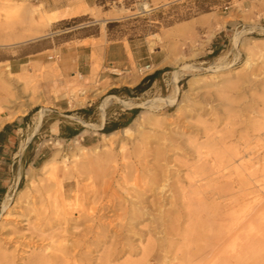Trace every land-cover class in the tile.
<instances>
[{
    "label": "rangeland",
    "instance_id": "obj_1",
    "mask_svg": "<svg viewBox=\"0 0 264 264\" xmlns=\"http://www.w3.org/2000/svg\"><path fill=\"white\" fill-rule=\"evenodd\" d=\"M39 3L42 2L0 0V44L29 39L36 34L39 36L48 30L52 22L60 20L59 12L54 11L55 14H51L53 12H48L43 3L40 12L33 13L34 5ZM43 12L49 15L44 16ZM81 12H88L91 18L71 17L64 19L62 25L79 26L82 21L93 20L91 26L97 29L98 26L104 27L101 19H108L110 21L106 27L110 37L149 41L152 49L159 47L167 54L163 64L168 66L157 67V64H151V69L145 76L136 72V64L130 72L115 75L116 79L101 80L94 75L95 83L93 81V85L92 83L87 85L86 90L81 89L82 91L78 92L70 87L73 94L64 87L67 83L64 81L61 85L63 91L61 95L53 92L57 99L55 102L43 93L42 85L46 84L39 81L44 82L48 79L41 76V73L30 83L23 79L19 80V76L13 77L11 96L14 99V107H20V110L26 109L27 106L24 107L26 104L34 107H31L22 119V127L18 130L16 141L6 152L8 158L1 164L2 166L0 165V185L5 190L0 200V254L5 252L10 264H30L42 255L49 258L50 264H53L52 258L59 248L85 254L83 255L85 259H82L85 261L78 257L80 261L74 258L77 264H99L100 261L97 260L99 257L105 255L109 249V252L113 253L117 248L120 255L119 252L115 254L116 256L113 254L110 264H123L126 261L143 258L141 249L145 247L148 237L154 240L159 238L158 241L166 240L168 249L171 246L168 255L175 250L183 249L186 247V241L181 235L170 234L172 235L170 237L167 234L169 238L165 239V236L161 237V233L154 234L153 230H156L160 223L157 211L161 207L166 210V207L171 205L167 213L169 215L167 223L183 230L189 222L184 215L185 210L181 209L182 194L193 189L188 188L191 175L189 170L205 169L203 171L210 174L222 167L221 159L219 162V157L215 155L219 156L223 148L233 149L235 144L234 148L238 146V150L244 152V148L256 145L250 138L255 132L253 128H256L258 113L264 112V101H261L264 99V0H99L97 6ZM47 19L49 21H46ZM19 36H24V39L17 40ZM248 56L253 59L252 63L247 61ZM184 65L194 66V69L178 72L176 83H173V70ZM250 71L253 76L250 80H244L247 79L245 74ZM130 76L131 80H127ZM52 79L55 80V77ZM78 81L81 82L82 79ZM129 81H133V85L129 86ZM115 89L117 91H114ZM170 94L166 102L155 107L148 108L146 104L131 109L108 97L115 95L133 103H142L154 98L166 99ZM64 95L66 99H62ZM171 98V102L166 104ZM104 99L105 103H108L105 108L107 126L115 125L113 129L105 131L99 128L100 105ZM54 104L70 108L68 111L59 109L62 113L72 114L87 123L99 126L92 130L75 120L45 110L40 127L34 132L22 157L19 159L18 156H14L19 143L31 135L40 109L50 108ZM140 115L141 120L139 117L137 123L135 119ZM53 126L59 127L58 133L53 130ZM125 126L131 127L126 134L122 132ZM76 129L77 134L66 138ZM101 133L111 134L108 140L102 141ZM245 142L249 145L244 146ZM197 144L200 145L197 151L206 152L201 154L204 156L203 159L197 155L195 150ZM120 145L124 146L123 151L120 150ZM82 146L96 147V153L101 155L110 150L114 154V161L105 159L104 164L94 163L92 166L83 162L79 164L76 160L79 157L75 155L81 152ZM54 151L57 153L58 164L57 171L54 170L53 173L57 174L41 171L40 166ZM208 151L210 155L207 154ZM262 157L264 149L258 151L252 162L260 165L261 159H264ZM64 158L65 162L62 163L60 160ZM205 158H208L209 165L205 163L207 166H204ZM160 161L164 162L163 165ZM156 162L160 168L156 167ZM199 164H203L200 166L204 167H200ZM212 165H215L216 169L211 170ZM64 167L67 170L65 174ZM163 168L165 171L160 170ZM206 168H210V172ZM132 169L134 171L138 169L136 173H140L136 174ZM258 169H261V166ZM154 170L160 179L170 173L167 176L169 186L164 189L166 193L157 188V184H148V175L150 176ZM224 171V175L211 174L210 178L202 181L204 186L202 190L204 192L207 190V195L213 193L209 199L210 204L213 199L211 206H219L227 200L236 199L240 200L242 205L234 206L231 208L232 211L241 213L244 203H251L255 207L254 209L252 206L253 210L257 211L256 198L262 197L264 200V193L259 194L260 190L257 187L260 183L257 179L262 177L259 175V178L250 180L245 174H236L234 171H230V174L228 169ZM59 176L63 178L60 186L59 181L58 183L55 181ZM145 185H150L147 186L150 189L145 190L139 199L146 197L143 201L147 202H152L153 199L156 202L155 206L156 204L158 206L155 208L154 205L146 203L150 217L144 215L145 218L134 220L130 215V205L123 202L122 198H129L130 193H135L139 187L145 188ZM216 192L219 193L215 196ZM173 197H177L176 200H173ZM101 199L104 204H107L105 201L108 199L111 200L108 202L109 212L106 214V211L101 212L100 209L95 216L108 215L113 221L110 227L108 226V230L111 228V231L104 234L96 233L99 230L95 226L92 227L93 231L89 232L91 221L84 215L82 217L75 209L77 200L91 201L92 206H99ZM67 200H72V208L70 201L68 203ZM62 201L65 207L63 209L69 213L64 214ZM180 212L183 215L179 214ZM213 213L209 215L212 216ZM255 213L256 216L253 218L256 219L258 211ZM172 217L178 221L173 220L175 225L170 221ZM151 220L159 222H154L155 226L151 227L153 224ZM208 222L206 227H209V230L203 228L205 230L203 233L206 234H210L209 231L214 224L211 223V226L210 221ZM254 222L256 224L255 220ZM145 230H149L151 235L147 236ZM196 242L197 246L204 244V241ZM121 245L125 247L122 248ZM262 253L264 249L258 255ZM259 258L256 262L264 264V261H260L264 260V257ZM70 262L76 264L73 260Z\"/></svg>",
    "mask_w": 264,
    "mask_h": 264
},
{
    "label": "bare ground",
    "instance_id": "obj_2",
    "mask_svg": "<svg viewBox=\"0 0 264 264\" xmlns=\"http://www.w3.org/2000/svg\"><path fill=\"white\" fill-rule=\"evenodd\" d=\"M75 4L76 5L75 6L72 5L73 7L70 9V13H72V15H77L81 11L87 10L89 8V6H87L86 4H83V3L82 4L81 3L80 4L75 3ZM42 6H43L42 3H39V4L34 5V8L32 9V12L33 13L38 12V11L40 12V10L43 8ZM51 14H55V12H53ZM43 15L44 16H47L49 14L43 12ZM46 21H49V19H47ZM101 22L104 24L105 19L104 18L101 19ZM36 35L34 37H36ZM18 38L24 39V36L17 37V40H18ZM236 40H237V37H235L234 44H236ZM247 61H249V63H252L253 62V59L248 56ZM193 67L194 66L184 65V66H178L177 68H175L173 70V72H172V81H173V83H176V78H177L178 72L184 71V70H192V69H194ZM116 70H117V72L119 74H121L123 72V71H121V70H119L117 68H116ZM245 76H246L247 79H244V80H250L251 77L253 76V73L250 71L247 74H245ZM131 78L132 77L130 76V77L127 78V80H131ZM31 79L32 78H27V79H25V81H27L28 83H30L31 81H33ZM89 79H88V81H90V83H92V85H93V81L95 83L94 76L92 77V79H90V80ZM19 80H21V78ZM67 81H68V79H67ZM133 81H131V82L129 81L130 83H128V84L129 85H132L133 84ZM87 84H85L84 82H80L77 79H72L71 81L69 80V82L66 83L67 87H71L73 89H76L78 92H80L83 89H85L87 87ZM170 96H171V94L168 95V97H166V99L160 100L158 98H154V99H149L146 102L144 101L142 103H133L131 100H123L120 97L113 96V95H110L108 97L115 99L118 103H120L122 106H124L126 108H132L134 106H143V105H146V104L148 105V108H151V107H155V106L159 105V103L166 102L170 98ZM105 99L102 101V103L100 105L101 119H102L103 114L105 112L106 106H108V103H105ZM171 100H172V98L166 104H168L169 102H171ZM261 101H264V99H261ZM1 109H2V107L0 108V110ZM44 110H45V108L42 107L40 109V111L37 113V116L38 117H37V120H36V123H35L34 132L40 127V124H41V121H42V116L44 114ZM19 113H22V114L25 113V109L24 110H20L19 109V110L14 111L13 113H11V116H9L8 118H12L16 114H19ZM139 117H140V120H141V115L138 116L137 119H135L137 121V123H138ZM258 117H259V119L257 120V125L255 126L256 128L254 129L253 126H252L253 130L256 133L254 132L255 133L254 134L252 132L253 135L250 138V140L252 139V140H254L256 142V145L253 144V145H255L254 147L252 145V147H250L248 149L244 148V146H248L249 145L247 142H245L246 144L243 146L244 152L243 151L241 152L240 150H238L239 149L238 146H237V148H234L235 144L233 146V149H232V147L231 148H223L224 150L221 153H219L220 154L219 156L218 155H215V156L219 157L218 161L221 159L220 161H221V163L223 165L218 170L215 168V165L210 166L211 170L213 168L216 169V170H214V172L212 171V173H210V174H208L205 171H203L205 169H198V170H191V171L189 170V172H190L191 175L189 176L190 177V181L188 179L189 182L188 181L187 182L189 183V185L191 187L188 185L189 186L188 188L189 189H192V187H193V189L191 191L189 190L190 191L189 193H186V191H184V192L182 191L183 192V194H182L183 196H182V207H181V209H183V211L185 210L184 215L187 216V218L186 217H183V218L188 219L187 222H189L188 223L189 225L188 224H187L188 226L186 225L187 227H184V229L182 230V228L179 229V227L177 228V226H173V225H170V224L167 223V221H169V218H168L169 215H167V213H168V209L171 208V205L170 206H167V207L165 206L166 207V210H164L165 208L164 209H161L162 208L161 206H160L161 207L160 209L158 207L159 210L157 212H158V215H159V218H160V219H158V220H160V223L158 224V228L157 229H156V227H154V229H156V230H153V231H155V233L154 232L153 233L154 234L157 233V235L161 233L162 234L161 237H164L165 236L164 237L165 239L167 237L166 236L167 234H169V235L170 234H174V235H178V236L181 235V237L183 238V240L185 239L184 241L187 242V243L185 242V246L186 247L183 248V249H180V250H175L174 252H171L168 255V253L170 252L169 249L171 248V246L168 249L169 246L167 245L168 243H166V240L162 239V240L158 241L159 238H158L157 235H156V237L158 238V240L157 239H155V240L154 239H150L151 237L150 238L148 237L147 243H146L145 247H143L141 249V253L143 254V258H141L140 260H137V261H126L123 264H236V263H238V264H256L257 263L256 261L258 260L259 257L260 258L261 257H264V253H262L261 255H258V253H260V251L262 249H264V235H262V234H264V200H262V197H258L255 200V201H257L256 204H257V208H258V210H257L258 211V214H257V211H254L253 210L254 205H252L251 203H244L241 213H237L236 210L235 211H232L231 208H233L234 206H236L238 204L239 205H242L240 200H236V199L235 200H227V201H225V203H221L219 206L218 205L217 206H215V205L211 206V204L213 203V201H212L213 199L211 200V202H212L211 204H210L209 199L211 198V196L213 195V193H211V195H207V193H206L207 190L205 192L202 190V188L204 187L202 181H206V179H208V177L210 178L211 177V174H212V176H213V174H217V173H219V174L221 173V174L224 175L225 174V171L224 170L225 169H228V171H229L230 174H231L230 171H234L236 174H245L246 177L249 178L250 180H254L256 177H258L260 175L262 177V179H257V180L260 181V183L257 185V187L260 190L258 193L259 194L260 193H264V159H261L262 162H261L260 165H259V163L258 164H255L254 162H252V160L254 159V157H257L258 151L261 150V149H264V112H259L258 113ZM83 124L86 125V126H88V127H90V129L92 128V130L93 129H96V127L99 126V125H96L94 123H87L85 121H84ZM130 130H131V127L130 126H125L122 129V132L123 133H125V132L128 133V131H130ZM110 134L101 133L100 136H101L102 141L108 140ZM31 135H33V134L31 133ZM31 135H29L26 139H28ZM26 139L20 142L19 147H18V150L16 152V155H18L19 152H21L23 150V148H24V146L26 144V142H25ZM76 143H78V142H76ZM195 145H193V146H195ZM198 145L199 144H197L196 148L194 147L196 151L198 150L197 149L198 148ZM123 149H124V146L123 145H120V150L123 151ZM80 150H81V152H79V154H76L75 155L76 157H79L78 159H76L79 164L83 162L85 164H88V165H91L92 166L94 163L104 164L105 159H107V160L110 159L109 161H111V159H112L114 161V159H113V155L114 154L110 150L107 151V152H105V153H103L102 155L99 154V153H96V151H97L96 147L82 146ZM202 153H204V152L202 151ZM202 153H200L199 151H197L198 157L201 156ZM207 154L210 155L209 154V151H208ZM161 156L162 155H160V157ZM203 157L201 156L202 159H203ZM208 158H210V157H208ZM222 158H224V159H222ZM262 158H264V157H262ZM207 159L204 161V166H207V165H205V163L208 164ZM80 160H83V161L80 162ZM162 160H163V158H162ZM60 161L62 163H64L65 162V158L62 159V160H60ZM57 162H58V160H57V153L54 151L53 154L50 157H48V159L45 160L42 163V165L40 166L39 169L41 171H43V172H48V173L51 172L52 174H57V172L56 173L55 172L53 173L54 170L57 171V165H56V164H58ZM61 162H59V164H62ZM157 162H156V165H157ZM166 162H168V160ZM200 162H201V160H200ZM161 163L160 164L163 165L164 162H161ZM200 165H203V164H199V166ZM99 166H101V165H99ZM204 166H200V167H204ZM259 166H261V169H258ZM156 167L160 168V165H157ZM164 167H165V164H164ZM192 167H194V166H192ZM217 167H219V166H217ZM64 168L65 169L63 170V173L65 174L67 170H66V167H64ZM153 168H154V166H152V169ZM210 168L209 169L206 168V170L208 169V172H210L209 171ZM163 169H160V170L165 171V169L164 170ZM256 169H258V170H256ZM137 170L138 169H135V171L134 170L133 171L136 173ZM145 170L146 169H144L143 172H145ZM167 172H168V170H167ZM169 172H171V170ZM258 172L261 173V174H258ZM138 173H140V172H137L136 174H138ZM161 173L163 175V172H161ZM165 174L166 173H164V175ZM162 175H160V176H162ZM169 175H170V173L168 175H166L165 177L163 176L160 179L158 177V174L154 170L152 174L150 173V176L148 175V178H149V183L148 184H150V185L157 184L158 187L157 186H155V187L159 188L161 191L164 190V189L166 190V186L168 185V182H169V181H167L168 180L167 176H169ZM228 177H230V176H228ZM148 178H147V180H148ZM62 179L63 178L59 176V179L58 180L57 179L55 180V181H57V183L59 181V183H58L59 186H60V184L62 185ZM162 181H163V183H162ZM143 184H145V183H143ZM150 185H147V186L149 187ZM147 186L145 188H141V187L138 186L139 188H138V191H136L137 193L136 192L135 193H130L129 198H125V197H123L124 199L122 198V200H124L123 202H127L130 205V208L129 207L128 208L130 209V213H131L130 215H131V217L134 220H135V218L136 219L137 218L139 219L140 217H143L144 215H148V216L150 215V213H149L150 211L148 210V205L147 204H149L150 206L154 205L155 208H157V206H158V204H156L157 206H155V203L156 202H154L153 199L151 200L152 202H147L146 200L143 201L144 199H146V197L143 198V199H139V196L142 195V194H144L145 193L144 192L145 190L150 189V188H147ZM205 186H206V184H205ZM223 187H224V185H223ZM165 190H164V192H165ZM170 190H172V189L170 188ZM164 192H163V194H164ZM174 192H175V190H174ZM174 192L172 194H174ZM229 192H231V191H229ZM102 193H104V191ZM218 193L216 192V193H214V195L215 194L217 195ZM231 194H232V192H231ZM170 195H171V193H170ZM163 197H164V195H163ZM140 198H142V196H140ZM176 198L173 197V200L174 199L176 200ZM224 198H225V196H224ZM241 198H243V197H241ZM137 199H139V200H137ZM173 200H172V202L174 203ZM214 200H215V197H214ZM67 201H65V202H67ZM69 201H70V206L72 208L73 207L72 206V203H71L72 200H69ZM69 201H68V203H69ZM77 201L78 202H75L76 203L75 204L76 207L74 206L75 209L77 210L76 212L77 213H81L82 214V217H83V215L86 216L87 219L90 220L91 223H92V225H90L89 232H92L93 231V228L92 227H94V226L99 230L98 232L96 231V233H100V234L102 233V234H104L107 231L109 232V230L111 228L108 230V226L110 225L111 222L113 223V221H111L112 219L108 215L106 217H104L101 214H100V216H95V213H97V211H100V209H101V212L102 211L103 212L106 211L105 213L108 214L109 209H110V207H108L109 206L108 205L109 204L108 202L111 201V200L108 199V201H105V202H107V204L106 203L104 204L103 203V199H101V200H99V203H98L99 206H96V205L95 206H92L93 203L91 201H88L87 202V200L86 201L85 200H83V201L77 200ZM63 203L64 202L62 201V210H64L63 208H65ZM165 203H166V201H165ZM173 203L170 202V204H173ZM178 203H179V201H178ZM66 204L67 203H65V205ZM111 204H113V202ZM4 205L6 206V202L4 203ZM67 206H69V205H67ZM125 208L127 209V207H125ZM254 209H255V207H254ZM71 210H70V212H71ZM253 211H254V213L256 212L255 214H257V218L256 219L253 218V216H254ZM211 212H214L212 216L209 215V214H211ZM65 213H69V212L64 210V214ZM181 213L182 212H180L179 214H181ZM152 215H153V213L151 212V217H152ZM182 215H183V213H182ZM145 217H143V218H145ZM173 217L170 219V221H172V222H173V220L177 221L176 218H173ZM180 218H182V217H180ZM158 220H156L154 222H157ZM254 220L256 221V224H255ZM208 221H210V224L209 225H211V226H212L211 223H214L213 224V227H212L213 228V232H212V228H211L210 231H209L210 234H206L205 232L203 233V231H205L203 228H206L207 230H209V227H206V226H208L207 225V222ZM154 222L151 225V227L155 226L154 225ZM175 224L176 223H174V225ZM113 226H114V224H113ZM181 227H182V225H181ZM177 229H178V231H177ZM211 233H212V235H211ZM148 234H149V236L151 235V233H150L149 230L146 231V235L147 236H148ZM139 235H141V234H139ZM122 236H123V234H122ZM142 236H143V234H142ZM171 236L172 235H170V237ZM120 237H121V235H120ZM159 237H160V235H159ZM173 237H172V240H173ZM98 238H100V236ZM125 238L127 239V237H125ZM167 238H169V237H167ZM167 240H168V242L170 241L169 239H167ZM197 240H199V243L201 241H204V244L197 246V242H196ZM98 243H99V241H98ZM170 243H172V242H170ZM85 247H87V246H85ZM124 247L122 246V248H124ZM130 247H131V245H130ZM128 249H129V247H128ZM109 250H108V252L105 255H103L102 257H99L97 259V260L100 261L99 264H110V262H111V260H110L111 256L113 254L115 255V254H117V252H119L117 248L113 250V253L112 252H109ZM57 251H58L57 254H55V255L53 254L54 255V257L52 258V261L54 262L53 264H70L71 263L70 261H72V260L74 262L75 259H78V258H80L81 260L82 259H85L84 256H83L85 254H82L81 255L79 252H76V251H72L71 252L69 250H66V248H59V249H57ZM120 251H122V250H120ZM119 255H120V252H119ZM48 259L49 258H46L43 255L41 257L38 256L30 264H50L51 260L50 259L48 260ZM82 261H85V260H82ZM260 261H264V260L261 259ZM74 263H76V262H74ZM0 264H10L9 263V259H7V255H6L5 252H2L0 254ZM260 264H261V262H260Z\"/></svg>",
    "mask_w": 264,
    "mask_h": 264
},
{
    "label": "crops",
    "instance_id": "obj_3",
    "mask_svg": "<svg viewBox=\"0 0 264 264\" xmlns=\"http://www.w3.org/2000/svg\"><path fill=\"white\" fill-rule=\"evenodd\" d=\"M37 1L42 2L48 8V12L58 11L61 18L52 22L48 30H45L39 36L0 44V108L2 107V111L0 110V131H3L6 125H10L6 142L3 144L4 153L0 156V164L5 163L8 158L6 152L16 141L18 130L22 127V119L31 110V107H34L26 104L24 106H27L25 113H19L12 118H8L11 113L20 109V107H14V99L11 96L14 76H19L23 80L27 78H32L33 80L38 78L40 76L39 73H41V76L48 79L44 82L39 81V83L46 84L42 85L43 93L47 94L55 102L57 99L53 96V92H57L60 96L63 92L61 85L64 81L69 82V80L77 78L78 80L82 79L81 82L85 84L89 82L87 85H90L91 83L88 79H92L94 75L101 78V80L106 78L116 79L117 77L110 72L111 67L121 71L129 69L127 72H130L133 65L137 63L157 64V67L160 65H163L162 67L168 66V64H163L167 59V54L162 52L163 50L159 47L152 49L149 41H140L127 37H110L106 27V24L110 21L108 19H105L103 28L98 26L97 29L91 26L93 20L82 21L79 26L68 27L67 25H62L61 22L64 19L71 17L91 18L88 12H80L77 15L70 14V9L76 5L75 3H83L89 7H94L97 6V1L99 0ZM120 75H124V72ZM52 77H55V80ZM64 87L72 92L73 88L67 87L66 83ZM62 99H66V96L64 95ZM66 103L69 105L68 101ZM59 109L70 110V108H63L57 104L46 110H48V113L62 116V112ZM69 115L73 116L72 114ZM58 121L60 122L61 120ZM81 125L84 126L82 123ZM107 125L106 120L104 125H102L100 120V129ZM53 130L58 133L59 127L53 126ZM77 133L76 129L66 138H70ZM22 155L23 152L21 155L14 154V156L20 158ZM11 157H13V154Z\"/></svg>",
    "mask_w": 264,
    "mask_h": 264
},
{
    "label": "trees",
    "instance_id": "obj_4",
    "mask_svg": "<svg viewBox=\"0 0 264 264\" xmlns=\"http://www.w3.org/2000/svg\"><path fill=\"white\" fill-rule=\"evenodd\" d=\"M114 91H117L116 89ZM115 127V125L113 124V126H104L103 127V131L107 130V129H113ZM10 130V125H6L4 127L3 131H0V156L3 155L4 150H3V144L6 142L7 139V133ZM1 165V164H0ZM2 166V165H1ZM4 188L0 185V200L2 199L3 195H4Z\"/></svg>",
    "mask_w": 264,
    "mask_h": 264
},
{
    "label": "built area",
    "instance_id": "obj_5",
    "mask_svg": "<svg viewBox=\"0 0 264 264\" xmlns=\"http://www.w3.org/2000/svg\"><path fill=\"white\" fill-rule=\"evenodd\" d=\"M135 69L139 75L145 76V75H147L148 71L151 69V64H149V63H146V64L137 63L135 65ZM127 71H129V69L123 70V72H127ZM110 72L114 75H119L116 68H114V67H111Z\"/></svg>",
    "mask_w": 264,
    "mask_h": 264
},
{
    "label": "water",
    "instance_id": "obj_6",
    "mask_svg": "<svg viewBox=\"0 0 264 264\" xmlns=\"http://www.w3.org/2000/svg\"><path fill=\"white\" fill-rule=\"evenodd\" d=\"M138 107H140V106H134V107H132V108H138ZM46 109H48V108H45V110H46ZM45 110H44V112H45ZM62 116L66 117V118H69V119H72V120H75V121H77V122H79V123H82V124L84 123L83 120H81V119H79V118H77V117L71 116V115H69V114L62 113ZM42 119H43V118H42ZM101 121H102V125H104V124H105V112H104V114H103V117H102ZM41 122H42V121H41ZM34 134H35V133H33V135H34ZM33 135H32L31 138L26 142V144H25L23 150L20 152L19 155H21L22 152H23V151L26 149V147L29 145V143H30V141H31V139H32V137H33ZM19 159H20V157H19Z\"/></svg>",
    "mask_w": 264,
    "mask_h": 264
}]
</instances>
